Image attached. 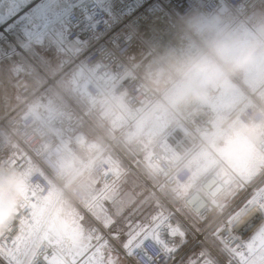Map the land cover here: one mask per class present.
<instances>
[{"label": "built area", "instance_id": "built-area-1", "mask_svg": "<svg viewBox=\"0 0 264 264\" xmlns=\"http://www.w3.org/2000/svg\"><path fill=\"white\" fill-rule=\"evenodd\" d=\"M177 4L173 14L150 29L122 32L99 47L88 49V39L76 38L81 47L57 51L61 61L55 74L36 61L28 65L22 57L0 54V63L12 60L25 68L13 72L17 100H10L9 112L0 117V207L12 208L10 221L0 227L2 248L14 245L19 220L32 217L30 206L57 189L75 210L86 238H100L107 259L112 252L103 227L105 216L111 218L107 193L131 170L145 179L160 206L206 219L208 228L233 217H239L232 226L236 232L249 223L264 226V101L253 91L243 87L247 102L239 118L260 131L257 151L263 164L249 177L220 160L205 168L191 151L161 149L160 138L149 139L116 110L113 118L106 116L98 103L109 94L105 81L116 87L129 110L161 99L182 82L199 55L206 52L219 60L214 46L222 33L204 20H213L226 4L232 24L249 21L264 7V0H177ZM28 7L29 0H0V38L21 28ZM64 76L70 96L59 84ZM41 100L51 107H40ZM166 112L168 132L176 129L201 136L214 128L212 107L194 94L176 100ZM147 248L156 254L152 244ZM56 251L49 240L43 241L29 264H51Z\"/></svg>", "mask_w": 264, "mask_h": 264}, {"label": "snow or ice", "instance_id": "snow-or-ice-1", "mask_svg": "<svg viewBox=\"0 0 264 264\" xmlns=\"http://www.w3.org/2000/svg\"><path fill=\"white\" fill-rule=\"evenodd\" d=\"M25 24L0 38V54L42 61L59 49L96 48L125 31L145 30L177 8V0H29ZM98 37L99 39H90ZM239 217L208 228L203 218L186 217L163 206L139 208L103 227L112 252L107 264H264V227L254 223L239 232ZM152 244L156 254L149 252Z\"/></svg>", "mask_w": 264, "mask_h": 264}, {"label": "bare ground", "instance_id": "bare-ground-1", "mask_svg": "<svg viewBox=\"0 0 264 264\" xmlns=\"http://www.w3.org/2000/svg\"><path fill=\"white\" fill-rule=\"evenodd\" d=\"M228 8L229 7L224 4L213 20L203 21L204 24L212 25L222 33L214 46L215 52L219 58L218 61L212 58L210 54L206 52L202 53V55H199L196 61H194L193 67L182 82L166 90L161 99L142 108L135 110L127 109L119 91H117L116 87L109 81H105L104 84L108 87L109 94L101 98L98 103L101 105V108L104 109L103 113L106 116L113 118L112 115L114 114V110H116L119 116H124L130 124L132 123L134 125L135 130L144 133L149 139L151 137L160 138L162 142L161 149H169L184 153L180 149V145L174 140H166L164 138V133H169L166 130L169 124L166 108H169L170 105H175L176 100L178 101L186 94H194L212 107L214 128L201 136L176 129L170 132L179 133L183 147L192 146V154L205 168L216 164L217 161L220 160L231 166L244 177H249L255 175L263 164V160L257 151L260 131L248 127L240 121L239 111L245 106L247 95H244L243 89L234 80L230 70L221 63V59L228 63H231V60L218 55V47L225 45L232 53H240L242 51L251 53L250 58L240 69L243 70L244 82L254 88L256 94L264 100V50L262 53H257L256 51L257 45H263L264 47V36L262 34L263 30L255 26H250L248 20L244 22L234 21L232 26H242V39L237 43L229 44L227 39L233 28L227 29L223 33V27L220 26L222 20L225 21L226 25L229 24L227 18L230 17L231 13L225 14ZM21 20L23 21L21 25H24L26 20L25 14L21 16ZM189 45L191 44L189 43ZM210 66L214 70H206ZM21 67L25 70L23 66ZM9 90L10 87L6 81L1 78L0 117L6 112V107L10 102L11 97ZM40 107L49 108L51 107V103L46 100H41ZM160 115H162L165 120L163 123H159V127L165 130L163 133H158L157 129H152L150 131L148 128L150 123L158 125L157 117ZM159 127L156 126V128ZM174 136L177 135L174 134ZM174 136L172 135V137ZM78 137L81 141L83 135L79 134ZM168 138L171 139V136ZM171 142H173V144L175 143V145L177 144L176 146L179 147H172L171 145L173 144H171ZM219 142H223L224 144L221 145ZM23 189H25V187H23ZM50 196H52L53 200L48 197H46L48 200L46 198H40L35 205L30 206L32 213L31 218L19 220V225L21 227L20 234L10 250H6L0 246V252L5 260L9 264H29L39 244L49 240L57 250L51 264H81L83 256L90 252H92L91 256L93 257L91 259L90 256V260L92 261L88 264H98L100 260H103L101 264H107L105 261V254L101 249L103 244H101L100 238L97 240L92 239L85 241L83 244L81 243L82 246H78L77 241L81 239L84 232L83 228L78 223V217L74 209H72L74 214L68 216V219H63L60 224L55 222V215H57L59 210L66 215L65 206L68 205V203L62 198L57 189L54 190ZM1 204L2 201H0V205ZM50 204L53 211L51 215L46 212ZM64 204L66 205L64 206ZM71 245L76 248V251H80L78 254L83 253V256H79L75 253L74 250L70 248Z\"/></svg>", "mask_w": 264, "mask_h": 264}, {"label": "rangeland", "instance_id": "rangeland-1", "mask_svg": "<svg viewBox=\"0 0 264 264\" xmlns=\"http://www.w3.org/2000/svg\"><path fill=\"white\" fill-rule=\"evenodd\" d=\"M228 7V6H227ZM231 13V10H227V12L225 14H230ZM233 13V12H232ZM25 14V13H24ZM224 15V14H223ZM231 15V14H230ZM232 17H234V15H232ZM232 18L228 19L227 22L229 23L228 25H226L225 21L224 20H219L221 21V25L223 28V33L225 32V30L227 29H230V28H233V30L230 32V34L228 35V42L229 44H233V43H237L239 42L241 39H242V34H243V29H242V26L240 25L237 26V27H234L232 26ZM224 23V24H223ZM223 24V25H222ZM250 26H255L257 28H261L263 31H262V34L264 36V7L261 8L260 10H257L254 12L253 16L249 19V23H248ZM23 25H21L22 27ZM21 29V28H20ZM18 29V30H20ZM264 50V47L263 45H257L256 46V51L257 53H262ZM218 57V56H217ZM22 61L25 62L26 64L30 65L31 64V61L27 60V59H24L22 58ZM60 55L59 53L56 51L53 53L52 56L50 57H44L42 61H36L40 67L42 69H44V71H46L47 73H53L54 71L57 72V69L59 68V63H60ZM222 61L221 63H223V65H225V67L227 69H229L233 74L234 76L236 77V79L241 83H238L237 81V84H239L241 86V88L243 89V92H244V95L246 94V90H249V91H253L255 94V90L254 88H252L251 86L247 85L245 82H244V79H243V70H241L240 68H233L232 67V63H228V62H225L224 60H220ZM50 65V66H49ZM221 65V64H220ZM222 66V65H221ZM52 70H51V69ZM19 70H23V68L21 66H18V64H14V62L12 60H6L2 63H0V79H4L6 81V83L8 84V86L10 87V90H9V94H10V97H11V101L12 102H15L17 100L16 96H17V90L14 88L13 86V90H12V85H13V72L15 73H18ZM36 72H40L38 69H36ZM54 72V74H55ZM39 75V74H37ZM67 77L64 76L63 78L60 79L59 81V84H60V87H62V89H65V91H67L66 93L70 96L69 94V90H67V87H68V83H67ZM235 80V79H234ZM12 83V84H11ZM243 85V86H242ZM245 89H244V88ZM13 92V93H12ZM246 96V95H245ZM247 97V96H246ZM261 98V97H260ZM262 99V98H261ZM64 100V103H68L66 101V99H63ZM263 100V99H262ZM264 101V100H263ZM81 107V106H80ZM84 108V107H83ZM83 110H86L85 108ZM6 111L9 112V106L6 107ZM102 111H104V109L102 108ZM109 117V116H108ZM164 117L162 115H160L159 117H157V121H158V125H154L153 123H150V126L148 127L150 129V131L152 129H157L158 130V133H163V131L165 129H161L159 127V123H163L164 121ZM156 126H158L159 128H156ZM164 138L167 140H174L178 145H180V149L185 153V152H188V151H191L192 149V146H187V147H183L182 146V143L180 141V138L181 136L179 135L178 132H169V133H164ZM174 134H176L177 136H174ZM172 135L174 137H172ZM179 135V136H178ZM171 136V139H169L168 137ZM221 145H223L224 143L223 142H219ZM179 147V146H178ZM177 147V148H178ZM48 198H52V196L48 197ZM48 198H46L48 200ZM46 200V201H47ZM65 203V202H64ZM66 204H64L65 206ZM51 204L48 206V209L46 210L47 213H49L51 215V213H53L52 211V208L50 207ZM72 206L68 203V205L65 206V214L62 213V211L59 210V212L57 213V215H55V222L57 224H60L61 221H63V219H68V216H72L74 214L73 210H72ZM67 217V218H66ZM107 222V220H106ZM89 238L87 239L85 234H83L81 236V239H79V241H77V244L78 246H82L81 243L83 244L85 241H88ZM70 248L72 250H74L75 253L78 254V252L80 251H76V248L74 246H70ZM69 248V249H70ZM75 253H72V254H75ZM79 256H83V253L81 254H78ZM93 256H91V259H92ZM77 258V257H76ZM75 258V259H76ZM79 258V257H78ZM109 258V257H108ZM108 258L105 259V261L107 262L108 261ZM84 259V257H83ZM81 260L82 263L81 264H88L90 261V258L89 259H86V260ZM84 261V262H83ZM103 263V260H100L98 262V264H101ZM0 264H9L4 256L1 257L0 255Z\"/></svg>", "mask_w": 264, "mask_h": 264}, {"label": "crops", "instance_id": "crops-1", "mask_svg": "<svg viewBox=\"0 0 264 264\" xmlns=\"http://www.w3.org/2000/svg\"><path fill=\"white\" fill-rule=\"evenodd\" d=\"M122 167L126 169V165ZM147 177L152 180L151 177ZM107 198L110 201V220L115 219L117 221L128 216L136 209L159 205L157 197L151 191L145 179L132 170L126 173L117 185H110ZM104 220L105 223L109 222L107 216Z\"/></svg>", "mask_w": 264, "mask_h": 264}, {"label": "clouds", "instance_id": "clouds-1", "mask_svg": "<svg viewBox=\"0 0 264 264\" xmlns=\"http://www.w3.org/2000/svg\"><path fill=\"white\" fill-rule=\"evenodd\" d=\"M218 55L221 57H226L231 60L233 68H241L244 66L246 61L250 58L251 53L247 51H242L240 53H232L229 51L227 46L221 45L218 47ZM206 70H214L211 66ZM12 215L11 206L0 207V227H5L10 221Z\"/></svg>", "mask_w": 264, "mask_h": 264}]
</instances>
